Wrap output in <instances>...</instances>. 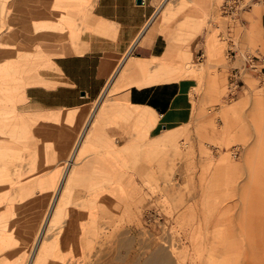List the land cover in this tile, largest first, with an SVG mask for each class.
<instances>
[{"label":"rangeland","instance_id":"obj_1","mask_svg":"<svg viewBox=\"0 0 264 264\" xmlns=\"http://www.w3.org/2000/svg\"><path fill=\"white\" fill-rule=\"evenodd\" d=\"M223 1H157L148 34H160L166 48L171 43L173 70L129 64L134 60L124 56L95 102L31 112L23 106L24 83L4 80L25 58L23 67L34 71L32 52L47 56L39 71L55 52L78 49L66 43V32L45 25L64 8L6 0L0 264H143L156 249L172 264H264V88L244 74L243 88L224 100L230 70L241 67L243 55L264 54L250 17L262 3L252 0L251 13H244L247 28L232 26ZM85 14L95 33L114 31ZM125 69L139 72L146 85L192 79L189 121L149 137L156 114L143 123L139 110L131 119L117 117L127 107L120 97L133 83Z\"/></svg>","mask_w":264,"mask_h":264},{"label":"crops","instance_id":"obj_2","mask_svg":"<svg viewBox=\"0 0 264 264\" xmlns=\"http://www.w3.org/2000/svg\"><path fill=\"white\" fill-rule=\"evenodd\" d=\"M43 1L50 6L64 8L65 11L61 10L54 16H49L45 25L57 33L66 32L64 40L78 51L65 48L64 52H55L48 67L39 71L37 66L47 56L41 51L39 53V50L37 53L32 52L33 64L36 66L34 71L23 67L25 58L18 66L16 75L4 80L5 83L17 80L20 86L24 83L23 106L27 111L73 109L95 102L111 74L113 77L117 62L124 56L134 60L129 64L143 61L152 68L164 67L173 70L171 66L174 64L170 60L174 48L171 43L166 48V42L160 34H148V22L156 12L158 0ZM5 2L6 0H0L2 23L9 14L10 5ZM255 2L256 6L262 3L261 13L257 14L260 11L258 8H255L252 15L251 8L247 13L257 29L260 42L264 44V1ZM86 11L93 20L113 24L114 31L110 34H99L90 30ZM245 23L248 28L250 21L246 20ZM27 51L31 52L25 50L24 55ZM127 61L128 59L122 65ZM173 74L176 77V73ZM127 76L128 81L133 83L124 96L120 97L124 99L122 101L127 107L117 117L131 119L135 115V107L147 109L149 115L156 114L157 121L150 130L149 137L176 129L189 121L192 107L190 90L194 87L192 79L180 78L172 82H150V85H146L149 82H144L139 72H127ZM251 224H247L248 227ZM247 232L252 233V228L249 227Z\"/></svg>","mask_w":264,"mask_h":264},{"label":"built area","instance_id":"obj_3","mask_svg":"<svg viewBox=\"0 0 264 264\" xmlns=\"http://www.w3.org/2000/svg\"><path fill=\"white\" fill-rule=\"evenodd\" d=\"M252 0H224L221 4L222 13L228 17V21L232 26H244L245 18L244 13L251 8ZM231 30L227 28L226 36L230 34ZM229 37V36H228ZM227 57L231 60L235 57L234 50L228 48ZM202 58V54L197 57V61ZM243 63L240 68H232L228 77L227 93L224 100H233L238 92L243 88L244 81L242 76L244 74H250L255 76L260 84V87L264 88V54H248L245 53L242 59Z\"/></svg>","mask_w":264,"mask_h":264},{"label":"bare ground","instance_id":"obj_4","mask_svg":"<svg viewBox=\"0 0 264 264\" xmlns=\"http://www.w3.org/2000/svg\"><path fill=\"white\" fill-rule=\"evenodd\" d=\"M253 4V3H252ZM239 53V52H238ZM238 56V55H237ZM244 56V55H243ZM243 59V58H242ZM155 72V71H154ZM153 74V73H152ZM153 78V77H152ZM152 80V79H151ZM259 82V81H258ZM134 110L138 111V118L141 123L146 121L149 117V111L147 109L134 108ZM136 115V114H135ZM131 116V115H130ZM137 116V115H136ZM83 140V139H82ZM75 152V151H74ZM72 159V158H71ZM72 161V160H71ZM70 162V161H69ZM73 226V225H72ZM77 229V228H76ZM44 235V234H43ZM45 236V235H44ZM74 236V235H73ZM43 239V237H42ZM69 244V243H68ZM38 251V250H37ZM39 252H45V248H41ZM153 252V251H152ZM148 258L145 260L143 264H172L171 259L163 249H156ZM132 264V263H130Z\"/></svg>","mask_w":264,"mask_h":264}]
</instances>
